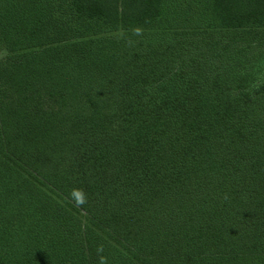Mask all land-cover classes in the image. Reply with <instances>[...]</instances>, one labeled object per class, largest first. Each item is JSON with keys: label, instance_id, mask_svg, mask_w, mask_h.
I'll return each mask as SVG.
<instances>
[{"label": "trees", "instance_id": "1", "mask_svg": "<svg viewBox=\"0 0 264 264\" xmlns=\"http://www.w3.org/2000/svg\"><path fill=\"white\" fill-rule=\"evenodd\" d=\"M0 51V264H264V0H0Z\"/></svg>", "mask_w": 264, "mask_h": 264}, {"label": "rangeland", "instance_id": "2", "mask_svg": "<svg viewBox=\"0 0 264 264\" xmlns=\"http://www.w3.org/2000/svg\"><path fill=\"white\" fill-rule=\"evenodd\" d=\"M6 56L7 53L5 51H0V61H3Z\"/></svg>", "mask_w": 264, "mask_h": 264}, {"label": "clouds", "instance_id": "3", "mask_svg": "<svg viewBox=\"0 0 264 264\" xmlns=\"http://www.w3.org/2000/svg\"><path fill=\"white\" fill-rule=\"evenodd\" d=\"M84 201H83V197L82 196H77V198H76V203L77 204H80V203H83Z\"/></svg>", "mask_w": 264, "mask_h": 264}]
</instances>
